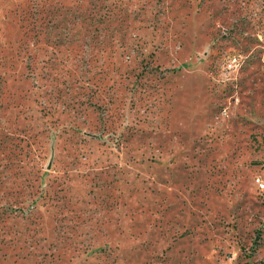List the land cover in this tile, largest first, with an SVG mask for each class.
Here are the masks:
<instances>
[{"label":"rangeland","instance_id":"1","mask_svg":"<svg viewBox=\"0 0 264 264\" xmlns=\"http://www.w3.org/2000/svg\"><path fill=\"white\" fill-rule=\"evenodd\" d=\"M264 0H0V264H264Z\"/></svg>","mask_w":264,"mask_h":264},{"label":"built area","instance_id":"2","mask_svg":"<svg viewBox=\"0 0 264 264\" xmlns=\"http://www.w3.org/2000/svg\"><path fill=\"white\" fill-rule=\"evenodd\" d=\"M254 182L259 190H264V181L261 178L256 177Z\"/></svg>","mask_w":264,"mask_h":264}]
</instances>
